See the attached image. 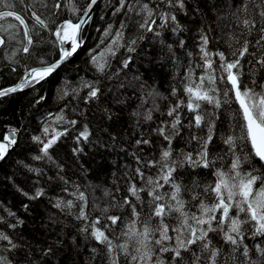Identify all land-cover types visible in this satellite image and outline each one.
Listing matches in <instances>:
<instances>
[{"label":"snow or ice","instance_id":"1","mask_svg":"<svg viewBox=\"0 0 264 264\" xmlns=\"http://www.w3.org/2000/svg\"><path fill=\"white\" fill-rule=\"evenodd\" d=\"M18 3L19 9L17 0H0V59L13 73L22 69L14 82L0 85V98L27 91L32 108L47 104L43 85L85 44L99 0ZM189 3L105 0L107 14L97 25L101 47L88 50L92 78L58 85L61 106L42 113L38 128L5 125L0 162L27 146L6 175L23 197L19 207L28 213L43 200L53 227L44 239L28 237L21 230L25 219L5 207L0 264H54L66 246L65 221L72 248L82 247L77 236L87 241L92 264H264V0L213 7L227 20L223 40L203 20L194 32L182 22L181 14L202 11ZM148 40L172 62L167 94L127 75ZM121 75L139 93L133 132L123 137L108 126L116 114L103 99V81L124 88ZM101 123L103 136L97 135ZM62 145L71 168L57 155ZM117 147L125 162L104 164L101 150ZM93 172L97 182L89 179ZM108 174L110 183L98 182Z\"/></svg>","mask_w":264,"mask_h":264},{"label":"trees","instance_id":"2","mask_svg":"<svg viewBox=\"0 0 264 264\" xmlns=\"http://www.w3.org/2000/svg\"><path fill=\"white\" fill-rule=\"evenodd\" d=\"M78 3L83 5L84 0H78ZM196 3L199 4L200 9L202 10L201 13L196 15L189 13L187 16L181 14L180 18L182 22L188 24L194 32L195 25L203 20L206 27H212L215 29L216 34L221 36V40L225 39L226 37H224L223 33L228 31L226 27L227 20L218 19V11H213V7L218 10L226 9L228 0H190L189 6L191 7ZM19 6L20 8L22 7L21 5ZM106 14L105 0H99L98 5L96 6V13L94 14L93 21L90 23V26L85 27V44L78 51V54L70 60V62L62 65L59 69L58 76L53 75L48 83L43 85V91H45L48 96L47 104L42 103L39 106L29 108L27 106V91L21 94H13L8 98H0V137H2L3 131L6 130L5 125H18L21 121L29 124L32 128H38L42 113L46 110L55 112L61 106L60 101L57 99L58 85H61L64 81L74 84L80 78H92L94 73L89 63L88 50L92 49L93 51H96L101 47V37L98 33L97 25L103 23L100 20V16ZM29 22L31 24L30 19ZM45 35H47V33H45ZM186 41L188 46L191 47V36H187ZM221 47H223V44H221ZM48 54L50 57L55 55L52 51ZM177 54L180 55L179 50H177ZM122 55H124L123 50L117 53V57L113 58L114 65L116 59L121 58ZM161 55L162 54L160 53L159 45L157 43H154L151 40L142 42L140 48L138 49V53L133 54L134 59L131 64L132 71L128 72L127 75L131 77L132 75L138 74L141 76V79L146 80L149 85H154L159 92L167 94L170 85L173 83L171 76L174 69L172 62L168 60L167 55L164 54L163 58H160ZM119 82H123L125 87H118L116 81H103L105 93L103 99L106 100L108 106L112 107L113 112L116 114L114 115L111 124L108 126L123 137L125 136V130L129 135L133 132L134 118H132L130 114L139 102L136 98L139 93L133 89L128 81L125 80L124 75L119 77ZM114 97L116 99H123L124 103L114 104ZM21 109H23L22 114ZM86 113L89 117H92L91 111L86 110ZM92 123L93 125H96L97 121L93 119ZM105 126L106 125L103 123L100 124V130L97 131V135H104L102 129ZM101 151L108 157L107 160L103 161L104 164H108L110 161L119 164H123L125 162L124 153L119 149V147L115 150H109L107 152L103 149ZM67 153L68 147L66 145H62L57 150L59 158L61 160H65L71 168L72 161L70 157L66 155ZM26 154L27 146L25 145L23 149H17V151L13 153L7 161L0 162V214H6L4 213L5 207L11 208L13 211H17L18 214L25 219V224L21 226L22 232L28 237L41 240L49 235V232L53 227L49 225L46 219L47 209L45 207V202L40 200L32 206L30 212L25 213L24 210L19 207L23 197L16 193L12 183L6 179L7 174L15 172L16 160L24 159ZM97 159L99 160V157H97ZM84 160L86 161V167L92 166L90 156L86 155ZM117 175H119L118 172ZM89 179L97 182L96 173L93 172V174L89 176ZM22 180L23 176L18 175L17 182ZM105 180L109 183L111 182L110 174L101 175L98 182L103 183ZM65 224L67 225L65 228L67 236L64 237L66 246L62 252L58 253L57 256L53 258L54 264H56V262H58V264H92L90 260V253L88 251V242L81 240V238L77 236V243L82 245V247L74 250L68 240V237H71L73 234L70 230L71 223L65 221ZM55 231L59 233L60 228L58 226L55 227ZM61 235L63 236L64 234L61 233Z\"/></svg>","mask_w":264,"mask_h":264},{"label":"rangeland","instance_id":"3","mask_svg":"<svg viewBox=\"0 0 264 264\" xmlns=\"http://www.w3.org/2000/svg\"><path fill=\"white\" fill-rule=\"evenodd\" d=\"M52 1L53 0H48L49 5H51ZM17 8L18 9L20 8L18 3H17ZM41 11H43V10L41 9ZM44 15L46 16L47 13L44 12ZM9 19H11V18H9ZM0 22H2V21H0ZM2 56H3V52H2V50H0V57H2ZM6 64H7V61L0 59V85L5 84V83L14 82L18 78V75L22 72V69L18 68L17 73H13L10 71V69L8 67H5Z\"/></svg>","mask_w":264,"mask_h":264}]
</instances>
